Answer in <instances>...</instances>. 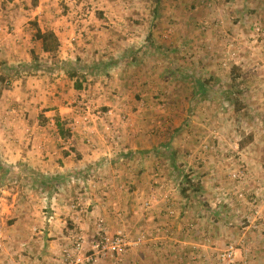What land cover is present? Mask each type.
Returning <instances> with one entry per match:
<instances>
[{
  "label": "rangeland",
  "instance_id": "rangeland-1",
  "mask_svg": "<svg viewBox=\"0 0 264 264\" xmlns=\"http://www.w3.org/2000/svg\"><path fill=\"white\" fill-rule=\"evenodd\" d=\"M11 118L48 153L79 150L75 136L119 159L87 185L50 171L46 189L33 165L0 159V216L16 227L0 224V264H264V0H0V150L38 151ZM108 196L121 221L78 220ZM104 235L130 245L101 253Z\"/></svg>",
  "mask_w": 264,
  "mask_h": 264
},
{
  "label": "crops",
  "instance_id": "crops-1",
  "mask_svg": "<svg viewBox=\"0 0 264 264\" xmlns=\"http://www.w3.org/2000/svg\"><path fill=\"white\" fill-rule=\"evenodd\" d=\"M67 28L68 26H60L59 30H64V28ZM62 31H61V36H62ZM77 71H74L73 73L69 72L67 73V75L69 76L70 74H74V77L70 80H73L77 77V75L75 74ZM63 77V76H62ZM94 79H96V76H94ZM87 80V79H86ZM77 81V79L74 80L73 86L75 84V82ZM89 83L92 81V78H90V76H88V80ZM63 85V84H62ZM88 87H90V85L88 84L87 87L86 85H83V87L81 86L80 89H75L74 87H72V90L77 92L76 95L78 96H82L83 93L87 92ZM64 85L62 87H58L56 88V93L58 91L63 90ZM68 88V87H67ZM108 89V88H107ZM12 104V102H11ZM108 107H111V105L108 104ZM125 108L124 105L118 104L115 108L113 109H122ZM111 112V111H108ZM13 113V111H12ZM12 120V118H11ZM14 122V118L12 120ZM13 122L10 124L11 127H13L14 125H17V127H15L17 130H20L21 134H22V140L27 141L28 143H33V144H38V151H34V150H25V151H19V150H12V149H8V150H0V159L3 161H6L7 163H11L13 161H17L20 165L23 164V167L25 166H30L33 165V169L37 172V176H38V181L40 186H42V188L46 189L47 187V175L49 174V172L53 171V173L55 175H60L62 173H65V170H67V167H70V176H72L71 180L73 183H75L76 185L81 184V182L85 185L88 184V182H90V178L91 176L94 175V173L96 172V170H98V167H96V165H101L102 162L106 163H110L112 164L113 162H115L116 160L119 159L118 157H114L113 153L109 152L108 150L106 151L107 147L104 145V143H102V138L97 135V136H91V140L95 143V140L97 141V144L102 143V147H104V152L100 151H89L88 149H82V141L83 139L81 138H77L75 136L72 137V141L74 139H77L76 141H74V143L76 144V147H80V149H76L75 152H70L65 153V156H63L60 152H50L48 153L46 151V146H45V137L44 134L38 135V140L36 137L33 138H29L31 137V134L28 133V131H30V127L27 125L24 126V128L22 127V124L20 123H15L13 124ZM90 122V121H89ZM87 122V123H89ZM87 123L82 122V125H79L81 127H83L84 130H87L88 132H93V133H97L96 131V127H93V125H87ZM7 126V127H10ZM23 129H21V128ZM38 131L39 133H43V129L41 126H38ZM13 132H17L14 131ZM89 142V141H87ZM68 143H71V141H69ZM1 148V146H0ZM51 159H55L57 162L59 163H54V168L52 167V160ZM66 160V161H65ZM60 163L65 164V167H62L60 165ZM70 164V165H69ZM69 165V166H67ZM115 165V164H114ZM53 169V170H52ZM100 170V169H99ZM35 175V174H34ZM63 183V176L57 177L56 176V180L55 182L60 184ZM54 183L55 185V189H60V187ZM124 202L123 200L119 199V200H114V198H111L110 196H108V198L105 200V202H94L92 205V207H95L96 209H98V211H91L90 209H92V207L88 206V208H85V206L83 208H81L82 215L78 216V220L80 222H82L83 224H88L90 222V224H92L95 219H93V217L96 216H101L104 221L106 222H110L112 220L116 219L118 221H121L122 219H120V217L123 216V212L121 211L120 207L121 205H123ZM81 205V204H80ZM75 215H78L77 212L74 213ZM74 215V217H75ZM111 215H117L118 217L116 219H114V217H111ZM30 217V216H29ZM101 218V219H102ZM4 217L0 216V220L1 222L4 221ZM94 220V221H93ZM22 221V220H21ZM28 221H34L33 219H29L28 217L23 218L22 222H26ZM2 225H6V223H0ZM7 229L4 230V232L8 233V235H15V229L16 227L14 225H6ZM9 257L6 258L7 263L2 262L1 264H13L12 261L10 260V254H7ZM11 262V263H10ZM14 264H19V263H14Z\"/></svg>",
  "mask_w": 264,
  "mask_h": 264
},
{
  "label": "trees",
  "instance_id": "trees-1",
  "mask_svg": "<svg viewBox=\"0 0 264 264\" xmlns=\"http://www.w3.org/2000/svg\"><path fill=\"white\" fill-rule=\"evenodd\" d=\"M34 38H35V40H37V41H40V43H41V48H42V50L46 53H48V52H51V51H53V49H54V45L56 44V38H55V36H54V34L53 33H51V32H45V33H41V31L40 30H38L37 32H36V36H34ZM54 44V45H53ZM69 77L72 79L73 77H74V74H70L69 75ZM75 89H80L81 88V84H80V82L77 80L76 82H75V84H74V86H73ZM194 90H195V92L196 93H203L202 92V89H201V83L200 82H198V80L195 82V84H194ZM233 92H230L229 94H232ZM231 101H232V104H233V106H234V108H235V101H233L232 99H231ZM54 125H55V127L57 128V132L59 133V135L62 137V138H66V136H67V133L65 132V130H64V126H63V124L61 123V118L59 117V115L58 116H56L55 118H54ZM186 192V190L184 189L183 190V193H185Z\"/></svg>",
  "mask_w": 264,
  "mask_h": 264
},
{
  "label": "built area",
  "instance_id": "built-area-1",
  "mask_svg": "<svg viewBox=\"0 0 264 264\" xmlns=\"http://www.w3.org/2000/svg\"><path fill=\"white\" fill-rule=\"evenodd\" d=\"M111 114V112H109ZM124 237H117L115 239L110 240L107 236H102L101 239L96 241L93 244V249L98 250L101 253L107 254L108 251L119 249L120 247H125L126 245H130L126 242ZM82 237H79L76 241L74 248L75 251H81L82 248ZM233 247H229L224 254H222V261H230L233 259Z\"/></svg>",
  "mask_w": 264,
  "mask_h": 264
}]
</instances>
